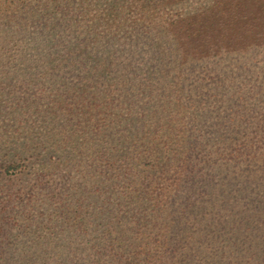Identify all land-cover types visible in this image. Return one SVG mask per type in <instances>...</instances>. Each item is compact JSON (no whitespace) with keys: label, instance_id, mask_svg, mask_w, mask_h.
Here are the masks:
<instances>
[{"label":"trees","instance_id":"obj_1","mask_svg":"<svg viewBox=\"0 0 264 264\" xmlns=\"http://www.w3.org/2000/svg\"><path fill=\"white\" fill-rule=\"evenodd\" d=\"M0 264H264V0H0Z\"/></svg>","mask_w":264,"mask_h":264}]
</instances>
